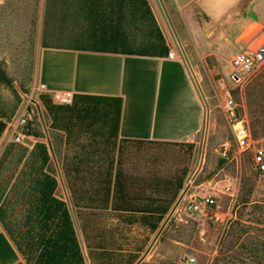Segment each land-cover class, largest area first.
I'll return each instance as SVG.
<instances>
[{"label": "crops", "instance_id": "0c3cea01", "mask_svg": "<svg viewBox=\"0 0 264 264\" xmlns=\"http://www.w3.org/2000/svg\"><path fill=\"white\" fill-rule=\"evenodd\" d=\"M170 2L179 12V15L171 14L172 20L167 16L172 29L176 30L175 35L171 32L168 35L169 28L163 23L153 0H42L38 87L43 84L50 91L74 94L70 105L51 100L57 106H72L79 95L121 100L115 134H111L108 127L99 129L98 117L91 113L82 114L83 120L70 123L65 129L51 127L52 119L48 115L53 131L50 140L37 135L32 123L28 144L22 145L32 150L37 142L47 143L51 156L48 170L58 179L56 196L66 202L84 264H99L101 248L87 246L86 251L76 218L95 221L106 213L113 221L149 222L155 232L183 192L189 170L183 174L177 171V193L171 202L149 200L141 203L142 200L130 192L131 189L139 190L133 176L137 170L134 167L142 161L147 167L152 165L155 146H177L182 151L192 152L203 138L206 107L201 91L185 60L171 58L169 54L176 43L180 46L174 37L176 34L197 38L205 28L214 33L212 39L216 43L223 44L229 30L234 28L232 13L239 7V0ZM195 8L199 9L198 15ZM248 12L244 18L249 23L244 30L255 24L264 25V11L253 6ZM4 134H9L12 140L7 129ZM8 145L6 140L1 146L0 160ZM105 158H110L106 165L108 180L103 182L108 190L106 201L99 202L91 197L90 203H83L75 190L87 188L89 182L74 184L67 178L88 170L103 171L101 166ZM15 182L16 176L6 189V195L11 196L6 220L10 221L14 234L0 217V264H35L39 251L27 245L24 233L31 199L20 196V186ZM95 187V181L89 184V188ZM3 202L4 199L0 201V210ZM18 208L22 213L20 223L12 217ZM158 239L145 257L148 260L140 264H170L158 251ZM145 251H135L138 256L131 264H136Z\"/></svg>", "mask_w": 264, "mask_h": 264}, {"label": "rangeland", "instance_id": "374dc122", "mask_svg": "<svg viewBox=\"0 0 264 264\" xmlns=\"http://www.w3.org/2000/svg\"><path fill=\"white\" fill-rule=\"evenodd\" d=\"M153 1L169 28L168 35L174 34L176 30L172 29L167 14L171 18V14L179 15V12L170 0H162L167 14L161 0ZM253 6L263 12L264 0H239V7L232 13L234 28L229 30L223 44L212 39L214 33L210 28H205L197 38L174 36L205 102L203 138L192 152L182 151L177 146H155L156 157L152 165L147 167L142 161L134 167L137 170L133 176L139 190H130L132 196L142 200L141 203L158 200L167 204L177 193V171L183 174L189 170L184 184V188L190 185L189 190L158 239V251L170 264H182L189 257L196 259L194 264H264V173L256 170L252 151L240 149L235 144L223 111L226 85L239 104L240 115L246 120L254 144L264 148V64L239 82L228 75L232 55L243 46L244 29L249 23L244 17ZM41 11L42 0H0V73L7 77H0V116L9 121L26 110L32 114L31 123L35 124L37 135L50 140L53 131L44 101L51 102V99L40 91L37 81ZM198 11L195 8L197 15ZM207 120L209 130L205 143ZM6 140L9 144H17L9 134L3 133L0 149ZM226 141L232 143L230 160L222 156V144ZM109 159L105 158L102 163L103 171L88 170L67 178L74 184L95 181L97 187L93 189L88 184L87 188L75 190L83 203H90L91 197L99 202L106 201L108 190L103 187V182L108 180L106 165ZM229 184L237 188L234 198L225 192ZM205 195L217 196L221 209L231 211L228 222L217 223L204 214L185 209L186 202L192 197L199 200ZM107 216L104 213L95 221L76 218L86 251L87 246L101 248L99 264L133 261L138 256L135 251H145L164 222L154 232L149 222L113 221ZM12 217L20 223L21 209H16Z\"/></svg>", "mask_w": 264, "mask_h": 264}, {"label": "trees", "instance_id": "16d2710c", "mask_svg": "<svg viewBox=\"0 0 264 264\" xmlns=\"http://www.w3.org/2000/svg\"><path fill=\"white\" fill-rule=\"evenodd\" d=\"M0 77L7 79L4 73H0ZM44 106L52 119L53 128H68L70 123L83 120L85 116L82 114L91 113L98 117L99 129L108 127L111 134L118 129L121 100L116 98L79 95L72 106H57L46 100ZM6 127L7 121L0 116V138ZM50 160L49 147L45 142H37L32 150L19 144L6 147L0 160V176L3 175L0 177V201L4 199L0 217L7 223L9 232L14 234L10 221L6 220L11 198L6 195V189L16 176L15 185L20 186V196L31 199L24 233L27 245L39 251L35 264H84L81 245L66 202L56 196L58 179L48 170ZM7 169L8 174L2 173Z\"/></svg>", "mask_w": 264, "mask_h": 264}, {"label": "built area", "instance_id": "2783aa9c", "mask_svg": "<svg viewBox=\"0 0 264 264\" xmlns=\"http://www.w3.org/2000/svg\"><path fill=\"white\" fill-rule=\"evenodd\" d=\"M171 58H183V52L176 43L170 52ZM264 64V25L255 24L245 30L243 35V46L236 51L230 60V79L239 82L251 73L258 70ZM39 89L42 93L50 96L51 100L60 105H70L73 103L74 94L70 91H50L45 85L41 84ZM223 111L229 120L235 144L243 150L252 151V162L259 173H264V148L254 144L252 134L247 126L246 120L241 117L239 104L232 95V91L224 86ZM32 114L26 110L7 122V132L10 133L12 141L20 145H27L30 136L29 128L33 126ZM232 143L226 141L222 144V156L230 160V149ZM226 194L234 198L237 188L231 184L225 188ZM185 209L196 214H204L217 223H226L231 217V211H223L215 195L201 196L199 200L192 197L185 204ZM194 257L187 258L182 264H194Z\"/></svg>", "mask_w": 264, "mask_h": 264}, {"label": "water", "instance_id": "95a60500", "mask_svg": "<svg viewBox=\"0 0 264 264\" xmlns=\"http://www.w3.org/2000/svg\"><path fill=\"white\" fill-rule=\"evenodd\" d=\"M162 6L167 14V10L165 8V5L163 4V1L161 0ZM168 16V14H167ZM169 17V16H168ZM209 116V115H208ZM209 130V120H207V126H206V135H205V143L207 142V133ZM198 174V172L196 173V175ZM196 175L193 177V179L196 177ZM190 185L186 186V188H184L183 192L181 193V195L179 196V198L177 199L176 203L174 204L172 210L170 211V213L168 214L166 220L164 221L163 225L161 226V228L158 230L156 236L154 237V239L152 240L151 244L148 246V248L146 249V251L144 252V254L141 256V258L138 260V262L136 264H140L145 257L149 254L150 250L152 249L153 245L155 244V242L157 241V239L159 238V236L161 235L162 231L164 230L166 224L168 223V221L171 219V217L173 216L175 210L178 208V206L181 204L183 198L185 197L186 193L189 190Z\"/></svg>", "mask_w": 264, "mask_h": 264}]
</instances>
